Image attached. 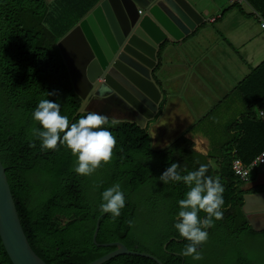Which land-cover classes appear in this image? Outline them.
<instances>
[{"label":"trees","instance_id":"1","mask_svg":"<svg viewBox=\"0 0 264 264\" xmlns=\"http://www.w3.org/2000/svg\"><path fill=\"white\" fill-rule=\"evenodd\" d=\"M99 1L0 0V159L30 246L46 264H88L115 248L93 243L99 220L97 243L119 241L130 250L154 255L163 264H264L247 256L244 239L264 244V232L254 231L242 212L243 195L264 192V184L245 187L232 170L235 159L248 164L264 150V119L258 115L264 106V60L235 87L244 112L225 124L226 139L213 142L207 154L195 151L184 135L153 150L149 124L141 127L131 120L110 118L103 127L116 139L112 158L102 161L91 175L75 171L77 157L66 145L41 147L42 129L33 119L40 100L59 103L70 124L91 113L79 112L82 100L57 42ZM245 1L264 19V0ZM232 6L244 12L240 4ZM157 54L154 80L160 65ZM164 104L162 98L157 115ZM172 163L179 165L176 171L181 179L169 178L165 183L159 177ZM201 165H207L205 177L222 184L224 205L223 217L213 218V226L206 229L208 238L199 247L202 259L194 261L181 255L189 241L174 225L182 222L178 202L195 186L194 182L187 185L183 177ZM117 183L125 194V206L113 218L111 213H101L100 205L103 191ZM197 216L202 221L207 213L201 210ZM0 264H12L1 239ZM102 264L157 263L121 255Z\"/></svg>","mask_w":264,"mask_h":264},{"label":"water","instance_id":"2","mask_svg":"<svg viewBox=\"0 0 264 264\" xmlns=\"http://www.w3.org/2000/svg\"><path fill=\"white\" fill-rule=\"evenodd\" d=\"M202 21L187 0H100L57 42L75 92L84 99L79 112L91 99L118 97L142 118L135 123L141 127L149 124L152 149L164 147L165 129L155 122L161 92L148 70L154 68L155 51L166 39L178 41ZM70 41L78 51V64L71 60ZM242 212L254 231L264 232V192L245 193ZM98 230L99 220L93 243L115 248L88 264H102L121 255L163 264L154 255L130 250L119 241L97 243ZM0 239L12 264H46L23 231L1 159Z\"/></svg>","mask_w":264,"mask_h":264},{"label":"crops","instance_id":"3","mask_svg":"<svg viewBox=\"0 0 264 264\" xmlns=\"http://www.w3.org/2000/svg\"><path fill=\"white\" fill-rule=\"evenodd\" d=\"M187 1L201 14L203 21L178 41L166 39L155 51L154 65L160 52L156 80L152 67L148 73L155 84L158 82L161 99H165L163 111L155 120L165 129V145L169 142L167 136L184 135L191 139L195 151L207 154L209 132L200 122L227 99L235 97L233 103L241 100L235 87L264 60V30L259 17L245 0L240 3L243 13L232 6L230 0ZM78 35L77 32L75 39ZM68 49L72 62L78 64L75 43L70 41ZM113 99L116 109L129 114V120L142 119L124 101ZM208 125L214 127L212 121ZM253 176L255 182L263 177L258 169Z\"/></svg>","mask_w":264,"mask_h":264},{"label":"clouds","instance_id":"4","mask_svg":"<svg viewBox=\"0 0 264 264\" xmlns=\"http://www.w3.org/2000/svg\"><path fill=\"white\" fill-rule=\"evenodd\" d=\"M33 119L39 122L40 129H42L38 136L42 141L41 147L55 149L58 142L66 145L77 157L75 171L78 174L91 175L100 167L102 161L107 163L111 160L116 139L110 130L103 127L108 123L107 117L97 113H88L77 122L70 124L68 117L61 115L59 103L42 99L33 112ZM178 166L177 163H172L159 179L165 183L169 178L179 181L181 177L176 171ZM207 171V165H201L198 171L189 172L183 177L187 185L194 182L195 186L187 191L185 199L178 202L181 209L178 216L182 222L174 225L180 236L189 241L181 251V255L191 257L194 261L202 259L199 247L208 238L206 229L213 226V218L219 220L223 217L221 208L224 205L222 196L224 188L219 179L205 177ZM124 206L125 194L120 184H114L103 191L101 213H111L115 218L120 215V210ZM201 210L207 213V218L202 221L197 216Z\"/></svg>","mask_w":264,"mask_h":264},{"label":"rangeland","instance_id":"5","mask_svg":"<svg viewBox=\"0 0 264 264\" xmlns=\"http://www.w3.org/2000/svg\"><path fill=\"white\" fill-rule=\"evenodd\" d=\"M113 98L114 97L111 96V97H101V98L94 99V100L91 99L86 103L83 110L89 111L91 113H97L107 118L114 119V120H129L128 119L129 114H123L124 111L121 108H120L121 111L116 109ZM115 98H118V97H115ZM233 99H235V97H231L227 99V102L221 105V107H219L217 111H215L209 117H207L206 119L200 122V124L203 127H205L210 133V134L208 133L209 140L211 143L210 148L213 147L214 143L216 145V143L223 142L226 139L225 124L236 119L238 116H240L244 112V104L242 103V101L236 100L233 103ZM83 101L84 99H82V102ZM230 108H232V110L229 111ZM209 121H212V123L214 124V127L213 126L209 127L208 125ZM149 133L151 136V143H152L153 135L151 131H149ZM178 136L179 135L177 134L176 135L172 134V135L167 136V139H169V142H167L166 145L172 142ZM210 163L214 165V160L210 159ZM257 169H258V174L263 175V177L258 182H255L256 180L254 179V176H253L254 172H253L252 174L253 178L251 179L249 183L245 185V187H249V186L256 185V184H262V183L264 184V164L260 165ZM243 238H246V237H243ZM243 246L246 250L248 257L254 258L258 260L259 262L264 263V244L260 240L246 238L243 241ZM215 249L217 248H214L211 251H214ZM215 255H216V252H213V256Z\"/></svg>","mask_w":264,"mask_h":264},{"label":"built area","instance_id":"6","mask_svg":"<svg viewBox=\"0 0 264 264\" xmlns=\"http://www.w3.org/2000/svg\"><path fill=\"white\" fill-rule=\"evenodd\" d=\"M234 3H242L244 0H230ZM257 14V13H256ZM260 20V27L264 30V19L261 18L258 14ZM258 115L261 119H264V106H262L258 112ZM264 164V150L259 153L250 163L245 164L241 159H235L232 163V170L234 174L238 176L246 184L250 182L253 172L260 166Z\"/></svg>","mask_w":264,"mask_h":264}]
</instances>
